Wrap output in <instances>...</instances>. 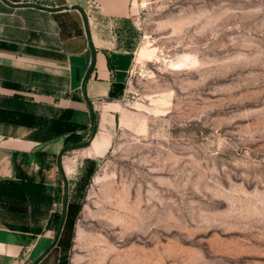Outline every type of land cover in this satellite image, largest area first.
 <instances>
[{
	"label": "rangeland",
	"instance_id": "1",
	"mask_svg": "<svg viewBox=\"0 0 264 264\" xmlns=\"http://www.w3.org/2000/svg\"><path fill=\"white\" fill-rule=\"evenodd\" d=\"M132 22L111 151L74 216L45 161L54 202L26 224L59 234L68 213L72 264H264V0H137Z\"/></svg>",
	"mask_w": 264,
	"mask_h": 264
},
{
	"label": "crops",
	"instance_id": "2",
	"mask_svg": "<svg viewBox=\"0 0 264 264\" xmlns=\"http://www.w3.org/2000/svg\"><path fill=\"white\" fill-rule=\"evenodd\" d=\"M136 5L137 0H0V184L20 183L26 175L38 183L43 163L50 161L51 173L65 183L66 211L80 205L79 191L113 145L111 129L134 62ZM88 102L97 116L95 135ZM58 120L70 128L64 134L57 133ZM74 125L78 140L89 146L71 148L60 159ZM100 136L104 141L95 149ZM55 182L50 186L57 189L58 177ZM24 213L0 222V264H72L70 247L61 244L68 225L55 235L51 228L38 232L40 225L26 224Z\"/></svg>",
	"mask_w": 264,
	"mask_h": 264
},
{
	"label": "trees",
	"instance_id": "3",
	"mask_svg": "<svg viewBox=\"0 0 264 264\" xmlns=\"http://www.w3.org/2000/svg\"><path fill=\"white\" fill-rule=\"evenodd\" d=\"M95 125L97 124V116H95ZM58 127L57 133L64 134L70 128H62L66 126V123L63 121L55 122ZM78 126H71L70 132L71 135L67 138L66 148L70 147L67 151L71 150V148H79L81 146H89V143H83L78 140V136L75 134ZM61 136V135H60ZM66 151V152H67ZM65 154V153H64ZM63 154V155H64ZM80 193V191H79ZM54 202L53 197L47 192V189L43 183V181L36 183V180L32 176H22L20 178V183L9 182L6 184H0V205H8L9 208L16 211H24V206L27 204H31V206L35 208H45L51 206ZM23 206V208H22ZM77 206L70 204L68 206V213H71V216H74ZM78 211V209H77ZM73 220H69V216L67 215L66 222L63 220L60 221V228L62 225H72Z\"/></svg>",
	"mask_w": 264,
	"mask_h": 264
},
{
	"label": "water",
	"instance_id": "4",
	"mask_svg": "<svg viewBox=\"0 0 264 264\" xmlns=\"http://www.w3.org/2000/svg\"><path fill=\"white\" fill-rule=\"evenodd\" d=\"M5 1V0H4ZM12 6H15V5H12ZM93 49V48H92ZM94 51V50H93ZM95 54V53H94ZM94 62H95V60H94ZM93 66H94V63H93ZM92 69H93V67H91V69H90V71H89V73L87 74V76H86V79H85V82L88 80V78H89V76H90V73H91V71H92ZM89 103V105H90V109H91V116H92V123H93V134L95 135L96 133H97V131H98V126L97 125H95V114H94V111H93V107L91 106V102H88ZM70 147H67V148H65V149H63V151L60 153V155H59V158L60 159H62V157H63V154L69 149ZM73 149V148H72Z\"/></svg>",
	"mask_w": 264,
	"mask_h": 264
},
{
	"label": "bare ground",
	"instance_id": "5",
	"mask_svg": "<svg viewBox=\"0 0 264 264\" xmlns=\"http://www.w3.org/2000/svg\"><path fill=\"white\" fill-rule=\"evenodd\" d=\"M192 61H193V59H192ZM194 62H195V61H194ZM194 62H191V63H194ZM191 63H190V64H191Z\"/></svg>",
	"mask_w": 264,
	"mask_h": 264
}]
</instances>
